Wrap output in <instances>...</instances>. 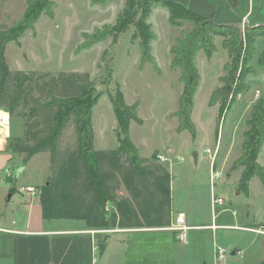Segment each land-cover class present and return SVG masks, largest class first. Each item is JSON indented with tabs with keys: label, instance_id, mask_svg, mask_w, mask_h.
Here are the masks:
<instances>
[{
	"label": "trees",
	"instance_id": "16d2710c",
	"mask_svg": "<svg viewBox=\"0 0 264 264\" xmlns=\"http://www.w3.org/2000/svg\"><path fill=\"white\" fill-rule=\"evenodd\" d=\"M53 5L52 0H26L20 18L7 32L0 34V110H5L12 117L15 107L20 105V117L23 116L24 120L23 136L12 138L7 148L15 154L23 153L24 162L38 152H50L51 175L39 190L41 217L81 219L86 227L94 229L169 225L170 172L156 161V152L150 158L141 157L129 139L130 121L142 123L137 114V102L126 104L119 85L113 93L108 92L117 122L118 146L95 150L91 113L100 94L95 91L94 82L87 72H62L60 80L48 73L7 68L4 56L6 43L17 41L42 13L52 16ZM154 5L167 10L171 24H191V28L182 30L170 46V65L178 69V80L182 84L178 106L173 113L177 118L176 131L188 130L194 139L196 130L190 114L200 81L196 67L197 52L203 49L210 56L215 50L214 36H222V45L230 56L224 65L226 73L220 78L222 85L216 87L208 99L209 106L217 105L219 128L235 96L247 89L244 80L251 72L248 63L254 52L255 38L261 36L264 41V23L248 22L240 29L233 23L202 17L175 0H125L115 23L105 28L109 29L108 33L115 41L132 24L131 37L137 39L140 62L150 63L156 71L158 67L150 52L154 33L146 21ZM88 35L84 34L85 41L79 44L83 48L102 39V36L91 39ZM258 63L264 65V50L259 53ZM43 93L47 96L44 100L41 99ZM25 106L29 107L26 115ZM245 122L242 152L232 165L241 168L238 187L244 191L254 175H258L264 184L263 168L257 163L264 141V97L252 105ZM70 123L74 146H62L64 131ZM3 132L0 129V135ZM121 187L127 196L120 194ZM9 191L13 193L15 189L10 187ZM107 203L113 206L111 212L106 208ZM257 227L264 228V225Z\"/></svg>",
	"mask_w": 264,
	"mask_h": 264
},
{
	"label": "rangeland",
	"instance_id": "374dc122",
	"mask_svg": "<svg viewBox=\"0 0 264 264\" xmlns=\"http://www.w3.org/2000/svg\"><path fill=\"white\" fill-rule=\"evenodd\" d=\"M52 1L54 4L53 16L50 17L48 14L42 13L33 26L19 36L17 41L6 43L4 56L7 68L11 71L31 70L36 74L48 73L60 80L62 79V72H87L94 82L95 91L100 94L92 112L95 131L97 133L99 128L104 129L100 137L97 136L95 141L93 138L94 149L115 147L116 137L113 131L115 116L108 92L113 93L116 85H119L126 104L138 103L137 114L144 120V125L139 127L140 135L145 137L149 149L158 150V153L165 156L167 146L173 147V153L167 157L169 161L164 163L170 172L174 206L184 204L189 198L188 202L193 203L189 207L193 214L198 215L197 221L199 222L201 217L209 218L212 208L210 207L211 197L214 195L224 199L225 205L220 207L216 204L212 209L217 218L220 214L228 216L227 206L233 204L235 205L234 211L238 215H243L248 211L249 216L253 215L255 219L264 221V184L258 175L252 176L250 190L246 194V191L239 187L236 188V183L232 179L225 182L222 181L221 175L211 174V167L216 172L220 170L222 162L226 160L228 142L236 122L237 132L233 131L237 137L233 136V148L229 150L230 157L235 154L236 156L234 158L229 157L226 165L228 166V173L241 169L239 166L232 165L242 152V132L246 129L245 121L252 105L264 97V66L258 63V56L264 49V42L262 45L260 43L254 44V52L248 63L251 72L247 74L244 80L247 89L242 94L235 96L218 128L216 117L214 121L211 120V109L207 107L211 94L208 90L216 88L213 86L215 81L212 75L219 70L220 60L224 53L221 47H218L219 45L213 41L217 45H215L217 52L214 56V62L206 68H203L202 65L199 67L201 84L199 83L194 95V104L195 110L200 114L202 125L199 124L194 115V121L198 126L196 137L192 140L188 130L178 133L175 127L173 128V125L177 123V118L173 113L177 108L178 96L182 87L178 80L179 72L175 71L177 72L175 73L164 69L162 73H157L148 62L141 66L139 47H136L135 41H131L132 24L122 31L115 41L108 33L109 29L105 28L115 23L124 0H103L93 3L92 0ZM89 2L92 5H89ZM259 2L255 0L254 8ZM25 6L26 0H0V34L7 32L12 24L20 18ZM159 8L162 7L158 6ZM251 16L252 14L246 18H240L233 24L242 29L248 22L253 21V16ZM164 23L171 26L167 18L165 22L161 20L159 25L154 24L155 31L162 40H165L166 32L162 27V25L166 26ZM190 26L191 24L184 23L181 25L182 29L176 27L175 34L177 37L182 30L189 29ZM95 30L96 32H94ZM104 30L107 31V34H104ZM78 33L89 34L88 38L91 39L93 36H102V39L92 46L83 48L79 44L85 39L83 36L79 41ZM171 39L173 43L174 40ZM168 54H170L169 49ZM234 86L235 82L231 88L233 89ZM230 96L229 94L228 97L230 98ZM46 97L43 93L41 99L44 100ZM28 109L29 107L25 106L24 115L27 114ZM20 113L21 106L17 105L10 122L13 137L6 139L2 147L5 153H0V175L5 176L6 169L10 171L7 178V189L4 187V181L0 183V211L5 210L9 219L14 204L28 196L25 192L16 191L17 188L33 186L39 193L40 186L46 183L51 175L49 151L38 152L24 162L22 160L23 153L15 154L7 148V144L12 138L23 136L24 120L22 119L23 116L20 117ZM6 123L8 126V119ZM72 127L71 123L66 127L62 146H74L75 139ZM92 130L94 132L93 126ZM131 134L138 141L137 131L133 130ZM215 136H217V144ZM3 142L4 140H1L0 145ZM215 146L217 147L215 157L211 161L210 156ZM206 149H209V152ZM140 151L144 153L147 150L140 148ZM258 162L263 166L264 172V143L258 155ZM9 187H13L15 192L11 193ZM237 192L240 195L236 198L235 193ZM10 193L13 194L11 198ZM38 193L36 194L39 199ZM253 197L256 203L263 206L262 211L257 210L255 205L251 206ZM38 208L40 209V205ZM194 235L195 232L192 231L188 240H192ZM203 242V248L201 246L197 248L198 246L195 244V247L189 250L190 259L203 253L205 254L203 259H198L197 264L202 261L205 264H213L211 237L206 235ZM220 246L225 247L228 252L230 251V246L225 242H222ZM98 254L99 250L95 253V260L99 259ZM230 257H228L229 261ZM116 261L117 259H114L113 262Z\"/></svg>",
	"mask_w": 264,
	"mask_h": 264
},
{
	"label": "crops",
	"instance_id": "0c3cea01",
	"mask_svg": "<svg viewBox=\"0 0 264 264\" xmlns=\"http://www.w3.org/2000/svg\"><path fill=\"white\" fill-rule=\"evenodd\" d=\"M175 1L181 3L182 5L202 17L213 18L214 20L222 23L232 24L240 18H246L251 14L253 16V21L249 23H264V0H261V2H259L258 0L260 4L259 8V4L256 8H254L255 0ZM92 3L89 2V5H92ZM166 18L171 26H169L167 23H164L166 24V26L162 25V27H164L163 30L166 31L165 40H162L160 35H158V33L155 31L154 24L159 25L160 21L162 20V22H165ZM146 21L150 24L151 30L154 33V39H152L150 42V52L158 67L157 73H162L164 69H167V71L171 70L172 72L178 71L177 68H172L170 65L171 53L168 54V49L170 51V46L172 45L171 38H173L174 40L175 37H177V35L175 34L176 27L181 28L182 24L184 25V23H190L182 22L180 23V25L171 24L168 19L167 10L163 7L158 9V5L152 6ZM83 35L84 34L82 33H78L79 41H81ZM223 39L224 38L222 36H214L213 38V41L219 45L218 47H221L224 53L223 58L220 60L219 70L214 73V75H212L215 81L213 84L214 87L220 86V78L224 76V72L226 73L224 65L230 60L227 49L222 45ZM131 41H135L136 47H139L137 39H132L131 37ZM262 42H264L263 37L259 36L255 38L254 44L260 43V45H262ZM215 43L214 45H216ZM216 52V47L210 56H207L203 49H200L197 52L196 67L198 69V72L200 65H202L203 68H206L214 62V56L216 55ZM142 65L143 63H141V66ZM199 83L201 84V76ZM214 89H209L208 91L212 92ZM207 107L211 109V120L214 121L217 113V106H208L207 104ZM194 115L197 118L199 124L202 125L200 114H198V112L195 110V104L193 100V107L190 117L197 133L198 125L194 121ZM11 118L12 117H9L8 113L5 110H0V129L4 131L3 134L0 135V141L4 140L2 146L0 145V153H5L3 152L2 147L4 146L6 139L13 137L11 134ZM7 119L8 126L6 123ZM92 119L93 117L91 113V123L94 129L93 138L95 141L97 136H101L104 129L99 128L96 133ZM143 125V119L142 123H137L131 120L128 127V135H130L129 139L137 149L139 155L144 158H150L153 153H158V150L149 149L145 137L143 135H140L139 127ZM174 127L176 130L177 123L173 125V128ZM116 128L117 122L115 119V123L113 126L114 133L116 131ZM236 128L237 122L232 128L231 137L228 142L229 146L226 150V160L222 162L220 170L216 172L214 168L212 169L211 167V174L221 175L222 181L225 182H227L229 179H232L233 182L236 183V188H238L241 169L239 171L228 173V166L226 165L227 160L230 157L229 150L233 148V136L235 135L234 137H237L236 133H234V131L237 132ZM133 130L137 131L139 142L136 141L132 136L131 131ZM215 140L217 144V136H215ZM220 145L221 142L219 143V149ZM117 146L118 140L116 137L115 147H106L101 149L99 148L95 150L115 149ZM93 147L95 148V144L93 145ZM140 148H145V150L147 151L142 153L140 151ZM215 148L217 149L216 146ZM261 148L259 150V153L261 151ZM172 150L173 147L167 146L165 156L168 157L169 154L173 153ZM235 156L236 154L230 158H234ZM5 159L6 158H4V160ZM156 161L158 160L156 159ZM159 163H161L167 169V166L165 165L166 162ZM257 163L263 168V166L258 162V156ZM7 178V174L5 176L0 175V183H2L1 181L5 182V189H7L6 187H8ZM251 181L252 180L250 179L248 182L246 194L249 193ZM170 191V221H172L174 215L178 211L183 212L185 215L186 224L191 227L188 231V236L192 231H194L196 235V237L194 235L192 240H188L187 237V241L185 243L176 241L174 232L169 225L161 227H113L105 229H94L86 227L85 222L81 219H43L41 217L40 209L38 208V205H40V203L37 194L34 195L33 198L32 195L27 194L28 196L26 199H20L17 203L14 204L11 210L12 215L10 216V219L8 218V215L5 214V210L0 211V264H197L196 261L198 259H203L205 254L200 253L196 257H192L190 259L189 250L193 249L195 247V244L198 246L197 248H199V246L202 247L204 245L203 240L206 235H209V237H211L212 257L213 243L220 245L222 244V242H225L230 246L229 256H231L230 261L228 258L226 264H264V231L255 230L257 226L264 225V221L262 219H255L253 215L249 216L248 211H246L243 215H238L237 213L234 214L232 210H235V205L230 204L227 206L228 216L220 214L217 218L211 208L209 218L201 217V220H199L198 222V215L193 214L189 207L190 204H193L192 202H188L189 198L185 201L184 204H181L180 206H174V194L171 182ZM120 194L123 196L128 195L123 187H121ZM239 195V192L235 193L236 198ZM9 196L11 198L13 194L10 193ZM252 205H255L257 207V210H263V206L260 203H256L254 197L251 200V206ZM219 206H225L224 199L222 204H220ZM210 207H212V205ZM106 208L110 212L113 210V206L111 203H107ZM212 222L217 225V228L214 231L205 227ZM92 231H94L93 234ZM93 240H96L98 244L102 243L104 245L102 254H98L99 259L95 262H92L91 245ZM236 250H240L241 254L234 253V251ZM114 259H117V261L113 262ZM199 264L205 263L202 261Z\"/></svg>",
	"mask_w": 264,
	"mask_h": 264
},
{
	"label": "built area",
	"instance_id": "2783aa9c",
	"mask_svg": "<svg viewBox=\"0 0 264 264\" xmlns=\"http://www.w3.org/2000/svg\"><path fill=\"white\" fill-rule=\"evenodd\" d=\"M206 151L209 152V149H206ZM215 153H216V148L213 150V152L210 156L211 161L215 157ZM156 159L159 162L169 161V159L167 157H165L164 155H162L161 153L156 154ZM9 172L10 171L6 169V174L8 176H9ZM17 191L20 193L25 192L26 194H30L32 196L36 195V193H37L33 186L20 187V188H18ZM222 202H223L222 198L212 195V198H211L212 209L216 204L220 205V204H222ZM233 213H235L234 210H233ZM169 226L172 228V230L174 232V236H175L176 241L182 242V243H185L187 241L188 231L190 230L191 227L186 224L185 215L183 212L178 211L174 215L172 221H170ZM199 227H201V226H199ZM199 227H197V228H199ZM205 227L214 231L217 228V225L214 222H212ZM255 230L264 231V228L256 227ZM93 232L94 231H92V234H93ZM97 250H99L98 243L96 242V240H93L92 245H91L92 262L96 261L95 260V253ZM234 253L241 254V251L236 250V251H234ZM229 255H230V252H228V250L225 247L217 245L216 243H213V264H226Z\"/></svg>",
	"mask_w": 264,
	"mask_h": 264
},
{
	"label": "water",
	"instance_id": "95a60500",
	"mask_svg": "<svg viewBox=\"0 0 264 264\" xmlns=\"http://www.w3.org/2000/svg\"><path fill=\"white\" fill-rule=\"evenodd\" d=\"M98 248H99V254H102V252L104 250V245L102 243H99Z\"/></svg>",
	"mask_w": 264,
	"mask_h": 264
},
{
	"label": "bare ground",
	"instance_id": "6f19581e",
	"mask_svg": "<svg viewBox=\"0 0 264 264\" xmlns=\"http://www.w3.org/2000/svg\"><path fill=\"white\" fill-rule=\"evenodd\" d=\"M2 146V145H1ZM1 146H0V148H1Z\"/></svg>",
	"mask_w": 264,
	"mask_h": 264
}]
</instances>
